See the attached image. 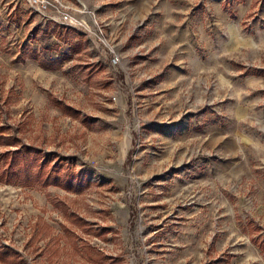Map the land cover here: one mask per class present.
Returning a JSON list of instances; mask_svg holds the SVG:
<instances>
[{"label": "rangeland", "instance_id": "1", "mask_svg": "<svg viewBox=\"0 0 264 264\" xmlns=\"http://www.w3.org/2000/svg\"><path fill=\"white\" fill-rule=\"evenodd\" d=\"M60 1L0 0V264H264V0Z\"/></svg>", "mask_w": 264, "mask_h": 264}, {"label": "built area", "instance_id": "2", "mask_svg": "<svg viewBox=\"0 0 264 264\" xmlns=\"http://www.w3.org/2000/svg\"><path fill=\"white\" fill-rule=\"evenodd\" d=\"M32 11L36 12L43 22L72 26L79 20L72 15V8L60 0H23ZM116 58L111 62L115 63Z\"/></svg>", "mask_w": 264, "mask_h": 264}, {"label": "trees", "instance_id": "3", "mask_svg": "<svg viewBox=\"0 0 264 264\" xmlns=\"http://www.w3.org/2000/svg\"><path fill=\"white\" fill-rule=\"evenodd\" d=\"M56 31L55 32V37L58 38L59 41L61 42H65L66 41V37L63 35L65 33H62L61 30L59 31V28L62 29V26L59 25H55ZM27 57H29L32 60L37 61L38 65L44 69H55L56 66L59 65L60 63V59L58 58H54L51 60H43L37 57V55L33 52V51H29ZM10 162L15 163L16 161L11 157L10 158Z\"/></svg>", "mask_w": 264, "mask_h": 264}]
</instances>
